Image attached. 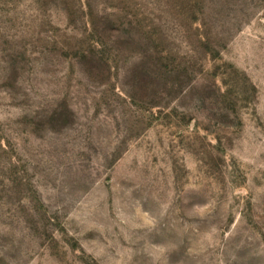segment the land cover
<instances>
[{
  "label": "rangeland",
  "instance_id": "374dc122",
  "mask_svg": "<svg viewBox=\"0 0 264 264\" xmlns=\"http://www.w3.org/2000/svg\"><path fill=\"white\" fill-rule=\"evenodd\" d=\"M0 264H264V0H0Z\"/></svg>",
  "mask_w": 264,
  "mask_h": 264
}]
</instances>
